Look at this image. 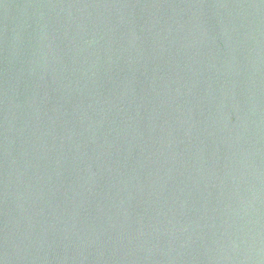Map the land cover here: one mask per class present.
Wrapping results in <instances>:
<instances>
[{
	"label": "water",
	"instance_id": "water-1",
	"mask_svg": "<svg viewBox=\"0 0 264 264\" xmlns=\"http://www.w3.org/2000/svg\"><path fill=\"white\" fill-rule=\"evenodd\" d=\"M0 264H264V0H0Z\"/></svg>",
	"mask_w": 264,
	"mask_h": 264
}]
</instances>
